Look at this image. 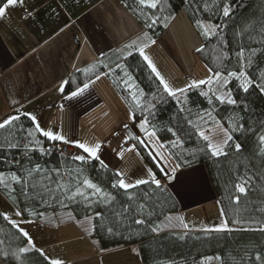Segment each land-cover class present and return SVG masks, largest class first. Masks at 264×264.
<instances>
[{"label":"trees","instance_id":"obj_1","mask_svg":"<svg viewBox=\"0 0 264 264\" xmlns=\"http://www.w3.org/2000/svg\"><path fill=\"white\" fill-rule=\"evenodd\" d=\"M120 3L141 26V34L70 74L62 93L66 94L104 73L129 109L133 123L147 119V127L152 130L154 126L158 140L165 144L163 150L168 157L170 153L176 154L169 158L181 164L178 170L204 165L215 199L231 231L176 228L172 216L178 212L179 206L165 183L161 181L164 190L151 183L128 189L127 193L118 187L113 188L112 184L119 178L113 169L95 159L89 158V162L82 163L58 154L52 147L59 142L35 132V126L26 115H19V120L10 128L0 129V173L5 174V183L9 185L5 188L0 184V192L25 220H39L45 214L58 212H68L75 220L89 219L90 238L97 249L103 251L136 244L141 264H194L202 258L217 256L221 257L219 264H232L233 259L240 261L242 258L243 264H259L256 255H264V232L259 231L264 228V157H261L259 148L264 146L258 144L257 138L264 131V93L255 87V83L260 82L259 75L264 71V43L261 42L264 0H161L157 9L142 8L137 0H120ZM225 4L231 7L229 17L223 16ZM178 12L184 14L199 37L200 45L193 53L211 75L219 71L222 77H227L229 71L239 72L241 65L236 53L244 49L242 63L246 64L251 50L257 49L256 55L251 57V67L244 69L254 79L248 93L243 92L240 81L235 78H230L224 89L217 85L223 91L231 90L237 101L235 105L218 101L214 84L188 86L183 93L169 96L137 49L125 47L133 41L139 45L157 39ZM205 21L220 26L215 35L204 34L203 29L210 26L204 24ZM145 33L150 39H144ZM129 51L131 55H128ZM125 71L132 77L127 85L124 83L128 79ZM140 91L144 95L139 97L140 105L137 106L132 100V92ZM204 92L208 95H203ZM150 103L155 105L151 109L152 115L148 110ZM215 123H220L233 137L229 142L231 147L226 148L229 153L226 156L213 157L207 148L208 142L199 134ZM240 124L243 129L232 130ZM168 128H172L176 136ZM29 131L41 142L39 145L32 142ZM177 136L182 144L173 148L171 142ZM9 142L19 146L9 148ZM25 143L29 144L27 149L23 146ZM236 143L242 145L240 153L234 149ZM135 145L149 168L161 179L162 172L145 148L138 141ZM80 154L85 155L82 151ZM36 164L45 171L58 169L60 175L52 171L48 173L52 180H47L42 178L43 172H33L29 177L27 170L35 168ZM246 167L252 180L247 185L246 194H241L235 188L236 177L242 175ZM77 169H82L79 175ZM11 172L24 177L27 186L22 188L24 181H11L7 176ZM69 172L72 178H69ZM85 177L100 186L102 191L115 196V200L93 195L91 189L86 190L87 199L80 196L70 199L76 188V179L82 181ZM65 181H69L67 189L57 187L56 182ZM3 217L0 214V262L50 264L35 247L29 253H20L19 259L14 258L12 254L19 247L27 246V238ZM136 220L144 223L136 224ZM153 228L157 230L153 231ZM4 253L8 254L7 258Z\"/></svg>","mask_w":264,"mask_h":264},{"label":"crops","instance_id":"obj_2","mask_svg":"<svg viewBox=\"0 0 264 264\" xmlns=\"http://www.w3.org/2000/svg\"><path fill=\"white\" fill-rule=\"evenodd\" d=\"M142 30L120 0H25L23 6L10 7L0 18V121L27 114L30 119L35 116L43 130L65 136L70 141L67 144L74 147V142L99 143L98 155L104 166L123 173L126 182L149 179V166L135 141L144 140L140 144L160 171L161 166L170 171L169 160L157 155L161 149L148 140L139 127L141 122L133 123L129 109L104 73L66 94L61 90L70 74L134 40ZM153 41L147 43L145 53L174 89L202 80L196 68L201 69L204 80L209 78L207 67H201L193 53L200 45L199 37L182 12L176 13ZM74 92L79 94L73 96ZM177 177L166 182L162 172L161 178L179 206L172 216L176 228L215 230L225 222L204 165L177 170ZM17 211L0 192V214H7L9 221H23L34 247L42 250L49 262L141 264L136 244L97 249L90 238L89 219L75 220L68 212H58L25 220L15 215Z\"/></svg>","mask_w":264,"mask_h":264},{"label":"snow or ice","instance_id":"obj_3","mask_svg":"<svg viewBox=\"0 0 264 264\" xmlns=\"http://www.w3.org/2000/svg\"><path fill=\"white\" fill-rule=\"evenodd\" d=\"M25 0H0V18H4L7 14V10L10 7H14L17 5H21L23 6ZM138 6L143 7H147L149 9H157L158 5L161 4V0H137ZM205 7H207V4L205 3ZM161 11H163V9H161ZM230 12H231V7L228 4H225L223 6V16L224 17H229L230 16ZM158 19V18H157ZM156 20H153V23H155ZM149 27L151 25H148ZM219 25H211L209 27H205L203 29L204 34L208 35V34H212L215 35L216 34V29L219 28ZM261 33H262V40L261 42L264 43V26L261 27ZM144 39H150V37H148L147 33L144 34ZM152 43H155V41H152ZM126 48H136L139 51L140 56L143 57V59L145 61H147L148 66L151 68L152 72L156 73V76L159 78L160 83L163 85V91L166 92L169 96L175 97L177 92L183 93L185 91V89L180 88V89H174L171 85H169L162 76H160V73L156 70L155 65L153 64L151 58L145 53V49L148 47L147 43H141L139 45L136 44L135 41H133L132 43L125 45ZM257 52V49H252L250 52V55L247 58V63L244 64L242 63V61L245 58V51L243 48H241L240 51H238L236 53L238 59V63L241 65V70L239 72L237 71H229L227 77H222L221 73L219 71L214 73V78L213 77H209L207 80H200V81H193L192 85H190L189 87H195L198 84H208V85H212L214 82L219 85V87L221 89L226 88V86L229 84V79L230 78H235L236 80L240 81V87L242 88L243 92L248 93L250 88L253 87L254 85V79L250 78L249 74L246 73V71H244V69L251 67L252 65V56H255ZM132 53L129 51L128 55H131ZM224 55H227V53L225 52ZM117 67H121L120 65H117ZM85 71H88V69H85ZM125 76L128 77L127 80L124 81V83L127 85L129 83V81L132 80V77L130 76V74L128 72L125 71ZM99 79V77H97ZM259 83H255V87L258 88L260 90L261 93H264V71H262L259 75ZM88 85L85 84L84 88H87ZM131 87V85H130ZM61 90H63V88H61ZM83 89H80L79 92H82ZM79 92H74L72 95L76 96L79 94ZM203 95L207 96L208 93L204 92L202 93ZM144 93L143 91H140L139 93L137 92H132V100L136 102L137 106L140 105V96H143ZM215 95V93H214ZM215 98L220 101L221 103H227L229 105H235L237 103V101L233 98L232 96V92L231 90H227V91H222L219 95H216ZM211 103V101H209ZM155 105L154 104H149L148 106V110H149V114L152 115L153 113L151 112V109L154 108ZM19 111V110H18ZM27 115V114H26ZM209 116H211V113H208ZM32 121L35 123L36 121V117L32 116L31 117ZM19 120V116H10L7 117L5 119H3L2 121H0V129H6V128H10L15 121ZM149 124V121L147 119H145L143 122L140 123L139 127L142 131L145 132L148 140H152L156 143L157 147L159 149H161V151H159L157 153V155L159 157H161L162 159L165 160H169V167H170V171L169 168H164L163 166H161V171L164 173V179L165 181H169L172 179H178L177 177V170L181 167V164L179 163H175L173 161H171L169 159L170 156L172 155H176L175 153H170L169 157H165L164 155V151L163 149L165 148V144L160 142L157 138V133L154 130V126L152 128V130H149V128L147 127V125ZM127 127V125L125 126ZM244 126L242 124L238 125L237 127L233 128L232 130H241L243 129ZM169 132H172V134L174 136H176V132L173 131L172 128H168ZM222 131H224V135H225V139L220 142V143H213L211 138L208 135H205L203 131H200V136L203 138V140L207 141V148L210 150L211 155L213 157H220V156H226L229 153L226 151V148L231 147V145L229 144L230 141H232L233 137L232 135L229 134L228 130L222 129ZM35 132H39L41 133L44 137L48 138L51 141H61L65 144L70 143V141H68L65 136L58 134V133H54L51 130H43L40 125L38 123H35ZM10 135H14L13 133L10 132ZM28 136L33 138V141L35 144L39 145L41 142L38 139H35L34 137V133L32 131L28 132ZM258 144L264 146V131L261 132V134L258 136ZM76 147H78L79 149L83 150V153L87 154V155H75L72 157V159L74 161H80L82 163H87L89 158L92 159H96L99 160L101 165H104V161L100 159L98 152L101 148V145L99 143H96L95 145H89L87 143H82V142H74ZM139 143L143 144L145 143L144 140H139ZM182 144L179 136H177L176 140L171 142V146L173 148L178 147ZM19 145L15 142H9L8 143V147L9 148H16ZM24 148L27 149L29 147L28 143H25ZM234 149L237 153H240L242 151V145L240 143H236L234 145ZM43 151V149H41ZM132 149H129V151H131ZM261 157H264V147H260L259 148ZM25 155H27V152H25ZM177 159H179V157L177 156ZM186 166V165H185ZM55 171L57 173V175L59 176V170L58 169H52V170H43L42 166L39 164L35 165V168L32 169H28L27 173L28 176L31 177L33 172H37V173H41L43 172V179H47V180H52V177L50 174V172ZM82 172V169H77V174L79 175ZM119 178L116 180L115 183L112 184L113 188H120L125 190V192L127 193L128 189H133L139 185H148L149 183L153 184L156 186L157 189H161L164 190V185H162L161 183V179H158L156 174L152 171L151 168L147 169V175L149 177V179H137L133 182H126L125 178H124V174L123 173H117L116 174ZM8 177H10L11 181L16 182V183H21V181H24V183L22 184V188L26 187L28 184V181L21 176H18L16 173L11 172L7 174ZM69 178L71 177V173H68ZM262 178H264V174H262ZM5 179L6 176L4 173H0V184H4L5 188H8L9 185L5 183ZM63 179V177L61 178ZM236 180L238 181L235 184V188L236 190L241 193V194H246V190H247V185H249L251 183L252 180V176L249 175V170L246 167L245 171L242 175H237ZM57 183V187L58 188H68V183L69 181H65L64 183H60V182H56ZM33 187H35V185H32ZM87 189H91L92 190V194L93 195H100L102 197H104L106 200H115V196H113L111 193L108 192H104L102 191L101 187L98 186L96 183H93L90 179H88L87 177L83 178V180H79L76 179V188L75 191L72 193V196H70L69 198H74L76 196H80L83 197L85 199H87V195H86V190ZM147 195V194H145ZM132 198V197H130ZM237 202H239V197L236 198ZM125 211H127V209H125ZM16 216H20L21 212L17 211L15 213ZM5 220H9V217L7 214L4 215L3 217ZM171 219V218H169ZM180 220L181 225L184 228H187L188 225L186 223H184L183 218L180 217L178 218ZM11 226L14 229H17L18 232L23 236L27 238V246L25 247H19L18 251L13 253V257L16 259H19V254L20 253H29L34 245H33V241L32 238L29 236V233L27 231H25V229L22 227V223H24L23 221L18 222L17 220H10ZM136 224H143L144 221L143 220H136L135 221ZM153 231H156V228L152 229ZM216 231H231V229L228 228V223L227 221H225L224 223H222L218 228L215 229ZM259 231L264 232V228L259 229ZM183 238V237H181ZM2 243V242H0ZM37 252H39V254L41 256H44L45 254L43 253L42 250L40 249H36ZM5 258H7L8 254L4 253ZM47 258V257H46ZM207 260H211L213 259L212 257H207ZM216 260H221V257L217 256L215 257ZM256 261L259 262V264H264V255L258 254L255 257ZM50 264H62V261L57 260V259H51L50 260ZM232 264H243V258L240 261H237L235 259H233Z\"/></svg>","mask_w":264,"mask_h":264},{"label":"rangeland","instance_id":"obj_4","mask_svg":"<svg viewBox=\"0 0 264 264\" xmlns=\"http://www.w3.org/2000/svg\"><path fill=\"white\" fill-rule=\"evenodd\" d=\"M204 24H209L210 26L212 25L210 22H204ZM197 62H198V64H200V66L202 67V66H205L201 61H199L198 59H197ZM200 68V67H199ZM208 70V69H207ZM209 71V70H208ZM171 73H172V71H170ZM195 73L196 74H198V73H200L201 74V76H200V79H202V80H204V78H202V77H204V75L202 74V71H201V69H197L196 68V71H195ZM203 75V76H202ZM208 76L210 77V76H212V75H210V73H208ZM196 78H197V76H195ZM214 80H215V78H214ZM190 83H192V82H190ZM214 84V89H216L217 90V95H219L223 90H221V89H218L217 88V84L214 82L213 83ZM187 85H189V83L187 82L186 84H184V86H181V87H185V86H187ZM179 89V88H178ZM222 129H224L223 128V126L220 124V123H217L216 125H213L212 127H209L208 129H204V130H201V131H203L204 132V134L205 135H208L210 138H211V140H212V142L213 143H220V142H222L226 137H225V135H224V131H222ZM165 152V151H164ZM166 154V153H165ZM165 157H168V155L166 154L165 155ZM170 159V158H169ZM171 160V159H170ZM162 162H163V160H162ZM164 163V162H163ZM165 164V163H164ZM213 259H211V260H207L206 258H202V259H200V260H198L197 262H195L194 264H219L218 263V260H216L215 259V257H212Z\"/></svg>","mask_w":264,"mask_h":264},{"label":"built area","instance_id":"obj_5","mask_svg":"<svg viewBox=\"0 0 264 264\" xmlns=\"http://www.w3.org/2000/svg\"><path fill=\"white\" fill-rule=\"evenodd\" d=\"M125 144H127L126 141H125ZM52 149L56 150L58 154L67 156L69 158H72L75 155H81L78 148L70 144H65L63 142H59L55 147H52Z\"/></svg>","mask_w":264,"mask_h":264}]
</instances>
